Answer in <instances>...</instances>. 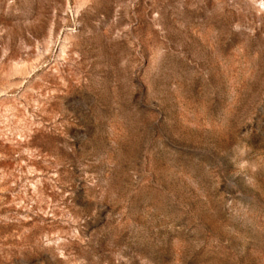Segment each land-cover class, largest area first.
I'll list each match as a JSON object with an SVG mask.
<instances>
[{"label": "rangeland", "instance_id": "1", "mask_svg": "<svg viewBox=\"0 0 264 264\" xmlns=\"http://www.w3.org/2000/svg\"><path fill=\"white\" fill-rule=\"evenodd\" d=\"M0 264H264V0H0Z\"/></svg>", "mask_w": 264, "mask_h": 264}]
</instances>
